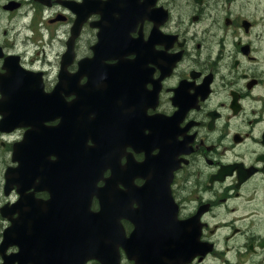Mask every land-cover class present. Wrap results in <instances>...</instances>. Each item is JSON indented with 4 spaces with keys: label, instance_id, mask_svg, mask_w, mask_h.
I'll list each match as a JSON object with an SVG mask.
<instances>
[{
    "label": "flooded vegetation",
    "instance_id": "obj_1",
    "mask_svg": "<svg viewBox=\"0 0 264 264\" xmlns=\"http://www.w3.org/2000/svg\"><path fill=\"white\" fill-rule=\"evenodd\" d=\"M204 112L235 162L179 217L177 153L186 174L216 151L195 133ZM262 150L264 0H0V264L71 247L86 171L116 221L109 256L85 264H264Z\"/></svg>",
    "mask_w": 264,
    "mask_h": 264
},
{
    "label": "clouds",
    "instance_id": "obj_2",
    "mask_svg": "<svg viewBox=\"0 0 264 264\" xmlns=\"http://www.w3.org/2000/svg\"><path fill=\"white\" fill-rule=\"evenodd\" d=\"M217 111H219V109H217ZM182 112L183 114H186L187 109H182ZM179 114L181 113H177L176 117ZM176 117L173 118L175 119ZM199 118L202 121V125L195 129V133L201 138L205 147L215 145L216 151L207 154L197 153L194 156L193 161L188 164L186 174L185 170L181 167V161L179 159L181 152L177 153L175 158L176 165L170 170V176H172L174 180H179V183H176L174 187L178 200L184 201V204L181 206L182 210L178 213L179 217H186L190 212H195L200 203V199L204 201L207 200L208 193L205 189V185L207 184L209 177L217 171L219 165L232 164L235 162L233 153L227 150L226 147H222V145L227 146L231 139L230 134H226L223 131L224 121H213L210 128L209 117L206 112H204ZM182 121L183 115L177 125L179 132L177 133L176 141L177 143L184 145V150L190 151V145L186 141H182L181 137H186V140L193 139V137H187L188 129L182 127ZM144 131L145 135L151 134V129L146 128ZM162 151V148L155 147L152 149V155L154 157L159 156ZM209 160L218 161L219 163L209 164ZM214 187L220 189L221 185L216 184ZM194 191L199 193L200 199H191L189 202L188 198L192 196ZM204 219H207V216H205ZM5 224H7V221H5ZM257 251H260L262 257H264V250L258 248ZM192 258L189 259L188 256L183 257V264H191Z\"/></svg>",
    "mask_w": 264,
    "mask_h": 264
},
{
    "label": "water",
    "instance_id": "obj_3",
    "mask_svg": "<svg viewBox=\"0 0 264 264\" xmlns=\"http://www.w3.org/2000/svg\"><path fill=\"white\" fill-rule=\"evenodd\" d=\"M92 172H87V177L90 179ZM88 195L86 197V202L84 204V211L87 215L84 216V224L80 226L76 225V221L79 219H72V247L68 249L66 253L62 256L59 255V249H55V257L51 256L50 250H39V258L36 264H84L91 257H99L106 252L104 245L108 242L103 240V234L100 230L99 225L94 221L98 217V214L91 210V198L93 194L97 191L93 184L90 182L87 185ZM95 190V191H94ZM94 191L93 193H91ZM80 227L84 231L80 230ZM77 228V231L75 230ZM83 237V240L79 241L78 238Z\"/></svg>",
    "mask_w": 264,
    "mask_h": 264
},
{
    "label": "bare ground",
    "instance_id": "obj_4",
    "mask_svg": "<svg viewBox=\"0 0 264 264\" xmlns=\"http://www.w3.org/2000/svg\"><path fill=\"white\" fill-rule=\"evenodd\" d=\"M44 169L47 172L49 171L47 165L44 166ZM84 180L87 181V183L85 185H83L81 187H75L74 188V190H82V193L81 194L76 193L78 197H81L80 199H78L79 202H80V204H81V206H83L85 204V202H86V197L88 195L87 185L90 182V180L87 177L84 178ZM108 203H109V205L112 204L111 201H110V199L108 200ZM78 210H80V209H78ZM81 211L85 212L83 207H81ZM107 213H110V215H111L112 214V211L110 209H107L106 210V213L104 215L102 214V211H101L99 213L98 217L96 219H94V221L99 225L100 229H102V230L111 229V227H112L110 224H107L105 222V220L110 217V215H108ZM82 240H83V237H82ZM68 249H69V246L66 247L65 250L63 249L62 251H60V253H62V255H64Z\"/></svg>",
    "mask_w": 264,
    "mask_h": 264
}]
</instances>
